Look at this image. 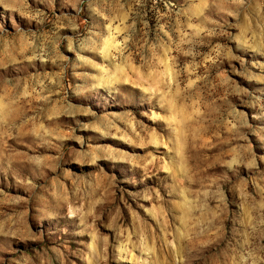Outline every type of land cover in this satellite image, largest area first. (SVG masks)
<instances>
[{
    "label": "rangeland",
    "instance_id": "1",
    "mask_svg": "<svg viewBox=\"0 0 264 264\" xmlns=\"http://www.w3.org/2000/svg\"><path fill=\"white\" fill-rule=\"evenodd\" d=\"M0 264H264V0H0Z\"/></svg>",
    "mask_w": 264,
    "mask_h": 264
}]
</instances>
